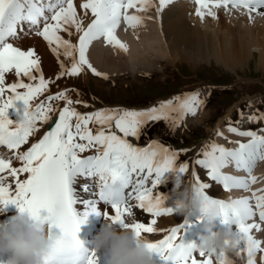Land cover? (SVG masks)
Returning a JSON list of instances; mask_svg holds the SVG:
<instances>
[{"label": "snow or ice", "instance_id": "1", "mask_svg": "<svg viewBox=\"0 0 264 264\" xmlns=\"http://www.w3.org/2000/svg\"><path fill=\"white\" fill-rule=\"evenodd\" d=\"M171 2L159 0L157 13ZM196 3V14L201 18L205 15L204 9L208 10V15L215 17L209 8L210 3L213 7L221 4L225 7L228 4L243 7L249 13L264 9V0H196ZM79 7L84 10V18L89 10L94 17L87 28H84L83 19L78 16L74 0H0V145L15 150V159L21 162V166L15 167L11 159L0 156V208L16 205L19 211L28 212L34 220L41 223L49 221L50 227L59 229L58 236L50 235L55 244L52 252L45 257L44 264H97L95 251L84 248L78 238L84 219L77 215L73 207L75 201L72 199L71 184L74 179H90L98 189L94 193L98 199L87 202L84 218L91 213H103L113 223L131 228L137 237L157 232L154 227L157 220L152 219L150 224L139 222L136 210H142L153 217L173 214L174 209L164 206L166 197L154 194V190L165 173L185 174L189 165L178 164L179 154L170 149L153 145L137 147L128 138L139 139L142 126L148 121L170 119L169 110L178 111L182 119L185 114L194 115L197 107L204 103L198 93H192L183 99L177 97L178 108H174L169 101L147 111L103 109L82 115L73 106L74 101L66 91L49 95L47 101L32 103L37 96L47 91L50 83L42 73L36 84L24 83L23 80L6 84V74L36 81L37 77L32 73L40 72V60L34 49L22 50L8 42L9 38H17L20 33H24L26 28L41 36L57 56L60 55V49H63V55L72 59L70 68L61 64L59 76H78L85 66L94 75L100 76L101 73L87 59L86 53L91 42L103 37L107 43L127 51V46L115 36L121 18L130 27H136L142 23L143 17L128 15V9L147 12L153 4L152 0H84ZM71 28L79 33L78 45H73L60 35V32L71 35ZM61 100L65 105L59 110L53 126L37 142H32L21 151L22 146L29 145L30 137L40 131L38 122H52L56 114L52 102ZM18 101L23 102V115H28L29 111L35 112V126L24 127L19 122L13 126V121L8 118V110ZM75 103L81 102L77 100ZM249 119H264V115H253ZM113 122L115 129L123 136L111 131ZM90 123L102 127L93 134L89 128ZM229 131L249 136L251 140L247 144L241 143L236 150L213 143L209 151L203 152L202 159L195 160V164L207 169L211 181L222 184L225 189L247 188L248 180L224 175L221 169L231 160L238 169L243 168L250 175L255 161L264 159V136H258L251 130L242 132L231 126ZM92 149H95V155L81 157L80 154ZM193 177L204 192L210 186L209 183L201 182L195 171ZM250 179L255 182L256 178L250 175ZM253 196L259 218L264 221V195L253 193ZM99 202L110 206L112 212L101 211L98 208ZM210 203L216 207L224 224L235 225L237 231L246 237L243 241L245 247H239L237 251H246L247 264H256L255 253L264 252V248L260 241L250 235L253 228L259 229V225L247 223L255 215L248 199L230 202L212 199ZM42 210L48 215L41 217ZM183 228V224L172 227L162 239L148 242V246L165 264H213L211 253L197 251L193 245L185 246L181 242L178 234ZM197 252L202 259L196 258L194 254ZM261 259L264 260V257ZM216 261L217 264H229L223 250L216 253Z\"/></svg>", "mask_w": 264, "mask_h": 264}, {"label": "bare ground", "instance_id": "2", "mask_svg": "<svg viewBox=\"0 0 264 264\" xmlns=\"http://www.w3.org/2000/svg\"><path fill=\"white\" fill-rule=\"evenodd\" d=\"M192 1L193 0H172V2L170 4H167L159 13H157L156 10L159 7V0H152L153 7H151L147 12H137L135 8L128 9V15H140L143 17V21L136 27H130L123 20V17L121 18L120 24L115 31V36L121 43L127 46V51L121 50L118 46L107 43L106 40L101 37L93 40L88 47L86 55L89 63L93 68L96 69L97 72L101 73V75L105 77H112L113 74L121 75L123 73H126V71L130 72L132 70L135 72L137 70H149L150 72V70L158 68L157 65H160L165 61L167 64H173L175 66L177 64H181V62L186 61L187 59H190L189 61L194 63L198 58L197 56L195 57L194 55H192L189 50H195V52H198L199 54L206 55L207 53H216V55L224 58L227 63L231 62V57H224L223 55H221L220 50L222 52L228 50V54H232V58H235L234 61H236V57H238L239 59H246V57L248 58L249 54L251 53L252 45L256 43L259 46L261 45V47L258 48L260 55L259 64L261 66L264 65V9H260L258 10L259 12L257 11L252 13H249L248 10H243L244 12L237 13L238 16H236L235 18L228 15H237L236 13L226 12L224 8L221 10H219L218 7H213L212 9L210 8L211 11L215 13V17L208 15V10L204 9L205 15L203 16V18L205 17V19L207 18L208 20H210V23L216 22L220 29V32L216 31V33H211L208 30H204L203 26L199 25L198 21L200 20L201 22H203V18L196 14L198 5L192 3ZM83 2L84 0H74V4L77 7L78 16L83 19V26L84 28H86L91 20L94 19V17H92L89 10L87 17L84 18V10L79 7V5ZM189 13L193 14L194 17L188 19L187 15ZM239 15H245L243 21H241L242 17ZM226 19H229V22ZM255 19H259V21L256 20L255 22ZM194 22H198V24H195ZM70 31L72 33L71 35H69L68 32H60V35L65 40H70L73 45H78L79 33H77L74 28H71ZM9 39L12 40V43H14L15 47H20L22 50H35L40 60V72L33 71L32 73L37 77L36 81H29L28 78L24 76L16 77L14 74H6V84L15 83L19 80H23L24 83L36 84L39 82V76L42 73L44 78L50 83L48 84L47 91L37 96L32 101L33 104L40 103L41 101H47V97L49 95H56L60 91H66L71 98L75 96L79 99L80 95H78L75 88H73V90H70L67 87L68 84H61L58 81L61 78L70 77L67 74H65L64 76H59L60 72L62 71L61 64H63L65 68H70L72 64V59L63 55V49H60V55L57 56L41 36L36 35V32L34 30L28 28H26L24 33H20L17 38ZM220 44L223 45L219 46ZM227 44L229 45V47H227ZM223 54L225 53L223 52ZM76 55L78 56V53ZM87 70L91 72L85 66L84 71H82L78 76H71L70 78L76 79L79 76L83 75L90 77ZM155 72L157 71L155 70ZM58 76L59 79H57ZM98 82L103 85L105 84L101 83L100 80H98ZM20 91H23V89H20ZM197 93L199 94V98L204 101L203 98L205 95V91L202 89V91H197ZM52 103L56 108V114L53 116L54 120V117L58 115V112L60 110L59 108H62V105H65V102L61 100L53 101ZM73 106L82 115L92 113L84 112L82 110L83 106L81 103L74 104ZM202 106L203 104L197 107V111L194 115L190 113L187 114L189 120L192 118L194 119L198 115L200 117L201 111L203 110ZM23 110L24 106L22 101L16 102L14 107L9 108L8 118L13 121V126L19 122L20 118L23 115ZM201 118H203L202 120L204 121L205 115L202 114ZM50 123L41 124L38 122L37 127L40 129V131L37 132L34 136L30 137L29 145L22 146L20 150H25L28 146H30L32 142H37L40 138H42L45 131L48 130V126L50 125ZM89 128L93 131V134L96 133L97 129L93 123L89 124ZM239 131L246 132V130L244 131L243 129H239ZM254 132L258 136H264V128ZM232 133L233 132L229 131V126L223 127L220 130L219 134L217 133L218 135L215 136L217 142L214 143H218L219 146H222L229 150H236L239 148V145L243 143L240 141V139L245 140L244 144H247L251 140V137L249 136H241L233 133L237 136V138H234ZM230 140L232 141V143L228 145V141L230 142ZM133 145L139 147L138 145ZM208 145H210V143ZM209 150L210 149L205 147L204 151ZM95 154V149H92L80 155L81 157H86L88 155ZM15 155V150H9L5 145H3V149L0 150V156L5 159H11L13 162V166L19 167L21 166V162L15 159ZM194 171L199 176V178L201 177V182L210 184V186L205 189V192L212 199H220L223 201L224 199H227V201L228 199H231L232 201L238 199H248L249 204L252 206L254 211L253 202L255 203V197L253 196V193H256L257 195H264V159H257L252 167L250 175L251 177L256 178L255 182L251 181L249 172L243 168L238 169L234 161L229 160L226 166L221 169V172L224 175H230L233 177L235 176L237 179L248 180L249 184L247 188L231 187L229 189H225L223 185L221 186V184L211 181V179L207 176V172L205 173L203 168L197 166ZM204 175L206 176V178H208V180H205V178L202 179ZM164 178L165 174L161 178V183L157 186V189L154 190V194H160L166 197L164 206L175 210L177 206L175 201L177 200L175 189H173V187H170L169 182H162ZM192 179L193 182H196L193 175ZM83 180H85V182L83 187L80 189V185ZM94 183L95 182L91 181L90 179H74L71 184L72 192H74L76 199H81V201L77 205V209L82 214V218L85 222V228L93 238L91 240V243L97 234L96 230H100L105 219L104 215H97L95 213L89 214L86 218H84L83 216V213L87 211V202L94 197V193L96 191ZM238 191H241V193L239 194ZM7 207L9 208V211L5 209V207L0 208V230L6 229V216L8 215V219L10 220L19 210L16 205L10 204L6 206V208ZM98 208L101 211L112 212L111 207L107 205H98ZM136 215L139 222H144L147 224H150L152 219L157 220V223L154 226L157 229V232L143 236L148 242H158L163 238L165 234H167L168 230H170L172 227H179L180 224H183L184 226L188 225L189 231H191L187 232L188 235L185 236V239H187V241L182 242L185 246L198 244L200 242V239H198L199 241L195 240L196 235H199L201 237L207 234L205 230V224L207 223V221L201 219V214L198 211H193L191 216H189L188 218L176 215L175 211L171 215L157 218L151 216V214L143 212L142 210H136ZM182 219L184 220L182 221ZM247 223L259 225V229L253 228L250 232V235H252L254 239L260 241L261 247L264 248V222L258 220L257 212L256 216L253 215V217H251V219L248 220ZM114 227L117 230H121L124 228L120 223H114ZM194 227L195 229H192ZM231 227L236 229L235 225H231ZM221 228H225V224L223 223V221H215V227L213 228V231L220 230ZM244 247L245 244L242 241L240 244V248ZM102 253L103 251L95 252L97 257V264H99L100 262ZM194 255L197 259H202L199 257V254ZM261 257H264V252L263 254H261L259 251L255 253L256 264H259V261L260 264H264V261H261ZM158 258L159 255L154 252V262L158 260ZM226 258L229 264H247L248 254L246 251L228 252L226 254ZM5 259L6 257H0V264H4ZM212 260L213 264H217L216 254L212 256Z\"/></svg>", "mask_w": 264, "mask_h": 264}, {"label": "rangeland", "instance_id": "3", "mask_svg": "<svg viewBox=\"0 0 264 264\" xmlns=\"http://www.w3.org/2000/svg\"><path fill=\"white\" fill-rule=\"evenodd\" d=\"M192 3L195 2L192 1ZM218 9L221 10L223 8L218 7ZM224 10L236 14L244 12L243 9ZM228 16L235 18L238 14H230ZM239 16L242 17L241 21H243L245 15ZM187 17L190 19L194 16L189 13ZM226 20L229 22V19ZM256 20L259 21V19H255V22ZM198 22L200 26H203L204 30H208L211 33L220 32L216 22L210 23V20L205 19V17L203 18L204 23L200 20ZM198 22L196 23L198 24ZM255 44L252 45L248 58L239 59L236 57V61H234L235 58H232V54H228V50L223 51L225 54L220 50L221 55L224 57H231V62L228 63L216 53H207L206 55L199 54L195 50H189L192 55L198 58L194 63L187 59L175 66L167 64L165 61L160 64L161 66L157 65L158 68L150 70V72L149 70H137L136 72L132 70L130 72L126 71V73L121 75L113 74L112 77L96 76L87 70L90 77L83 75L72 79L70 76L68 77L70 80L64 77L58 81L61 84H68L67 87L70 90H73V88L77 90L78 95H80L79 99L75 96L71 99L74 104H78L75 101L79 100L83 106L82 110L86 113H93L103 109L147 111L154 107L159 108L161 104L169 101L174 108H178L179 100H177V97L183 99L188 94L197 93V91L200 92L203 89L205 95L200 117L198 115L194 119L189 120L187 114H185L181 119L178 111L169 110L170 119L148 121L142 126L139 139L128 138L129 142L139 147H148L149 145L163 146L179 154L177 162L178 164L187 163L189 165L187 172L180 175L175 172H167L162 180V182H169L170 187L175 189V185L179 180L191 179L193 181V172L197 166L200 167L195 164V160L203 158L202 152H204L205 147L210 149V146L217 142L215 136L218 135L217 133L223 127L233 126L244 131L247 128H252V130L264 128V119H249L253 115H264V65L261 66L259 64L260 55L258 48L261 45ZM222 45L220 44L219 46ZM227 47H229L228 44ZM98 80L105 84H100ZM84 105H87V107ZM202 114L205 115L204 121L201 118ZM174 120L178 122L174 123ZM93 124L97 130L102 127L101 125ZM105 130L108 131L107 128ZM111 131L123 136L122 133L115 129L114 122L112 123ZM233 137L237 138L234 134ZM209 143L210 145H208ZM231 143V140L230 142L228 141V145ZM214 144L218 145V143ZM0 146V150H2L3 145ZM203 170L205 173L207 172V170ZM204 178L208 180L205 175L202 179ZM184 228L178 235H182L180 238H183L181 242L187 241L185 236L189 232L188 225H185ZM260 253L263 254V252Z\"/></svg>", "mask_w": 264, "mask_h": 264}, {"label": "clouds", "instance_id": "4", "mask_svg": "<svg viewBox=\"0 0 264 264\" xmlns=\"http://www.w3.org/2000/svg\"><path fill=\"white\" fill-rule=\"evenodd\" d=\"M35 118V112L29 111L28 115H22L19 123L24 127H33ZM175 192L176 215L187 218L193 211H198L201 219L207 221V234L200 237L198 244H193L197 251L205 250L212 255L220 250L225 255L228 252H238L246 237L231 226L213 231L217 210L210 203L212 198L200 189L198 183L191 179L179 180L175 185ZM54 244L47 229L26 211L18 210L7 228L0 230V257H6L4 264H44L45 257L52 252ZM92 244L95 252L103 251L108 255V264H154V251L148 246L146 238L137 237L131 228L117 230L110 219H104Z\"/></svg>", "mask_w": 264, "mask_h": 264}, {"label": "water", "instance_id": "5", "mask_svg": "<svg viewBox=\"0 0 264 264\" xmlns=\"http://www.w3.org/2000/svg\"><path fill=\"white\" fill-rule=\"evenodd\" d=\"M57 118H58V115L56 116V118L54 119V121H55ZM54 121L49 125L48 129H49L51 126H53Z\"/></svg>", "mask_w": 264, "mask_h": 264}, {"label": "trees", "instance_id": "6", "mask_svg": "<svg viewBox=\"0 0 264 264\" xmlns=\"http://www.w3.org/2000/svg\"><path fill=\"white\" fill-rule=\"evenodd\" d=\"M158 97H160V96H158ZM154 99H155V98H154ZM154 99H153V100H154Z\"/></svg>", "mask_w": 264, "mask_h": 264}]
</instances>
